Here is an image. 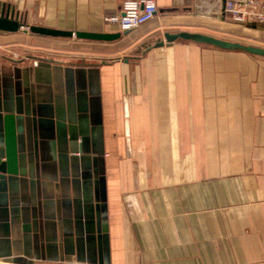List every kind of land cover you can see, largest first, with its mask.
<instances>
[{"label":"crops","instance_id":"obj_1","mask_svg":"<svg viewBox=\"0 0 264 264\" xmlns=\"http://www.w3.org/2000/svg\"><path fill=\"white\" fill-rule=\"evenodd\" d=\"M124 1L0 0L26 27L121 33L102 42L0 32L1 99L16 104L26 90L62 108L66 125L69 111L87 134L97 123L102 153L88 186L99 226L76 235L84 187L62 177L56 146L39 148L54 157L38 176L40 254L22 217L15 227L2 216L0 262L87 264L99 228L107 250L100 257L96 240L95 264H264V58L185 40L154 47L180 32L238 43L225 0H156L151 22L119 32L105 19Z\"/></svg>","mask_w":264,"mask_h":264},{"label":"water","instance_id":"obj_2","mask_svg":"<svg viewBox=\"0 0 264 264\" xmlns=\"http://www.w3.org/2000/svg\"><path fill=\"white\" fill-rule=\"evenodd\" d=\"M22 27H26V25L15 18L13 12L0 8V32L16 33ZM27 28L29 33L39 36L77 38L88 41L111 42L121 36V33H79L36 26ZM177 40L191 41L222 50L242 51L264 58L263 48L220 40L199 33L165 34L164 41L155 44L154 47L160 48ZM78 110L85 111L81 107ZM71 112L69 111L68 125H66L62 108L56 106L54 112H51L45 104L40 102L39 98L30 92L28 94L26 90L24 98L18 99L16 104L7 94L2 99L0 95V217L9 216L12 225L15 227L18 225L20 216L22 217L24 225L23 238L27 245H30L31 242L36 256H39L41 246L39 243L40 226L35 212L37 209L35 202L45 186L38 179V176L45 169V162L54 161V157L49 159V157L45 158L42 154L43 159L39 154V148L45 142H50L57 147V161L62 177L66 176L67 178V174L70 173L73 185L75 186L80 181L85 190L83 198L78 203L75 202L79 217L74 221L72 230L76 232V235H79L78 233H82V231H85V234H93V224L97 223L98 227L100 222V202L98 197L95 200V205L91 202L88 188V186L90 187V163L92 162L97 167L99 156L102 154L98 149L100 144L99 127L97 123L91 122L90 134H87L86 124L82 120L76 126L74 118L70 114ZM90 154L93 155L90 156ZM28 212L31 214V217H29L31 219L27 215L25 216V213ZM94 213H96L95 221L93 219ZM96 240L100 257L107 250L105 230L102 232L98 228L97 237L86 239L88 244L87 264H95ZM62 242L65 243V254H71L73 251L72 236L64 233ZM0 264L29 263L15 258L4 260Z\"/></svg>","mask_w":264,"mask_h":264},{"label":"built area","instance_id":"obj_3","mask_svg":"<svg viewBox=\"0 0 264 264\" xmlns=\"http://www.w3.org/2000/svg\"><path fill=\"white\" fill-rule=\"evenodd\" d=\"M223 13L234 23L264 27V0H225ZM156 14V0H125L119 14L106 18L105 22L117 26L119 32H129L151 22Z\"/></svg>","mask_w":264,"mask_h":264},{"label":"rangeland","instance_id":"obj_4","mask_svg":"<svg viewBox=\"0 0 264 264\" xmlns=\"http://www.w3.org/2000/svg\"><path fill=\"white\" fill-rule=\"evenodd\" d=\"M229 22L231 24H237L231 20H229ZM22 31H25V33H29L28 28L27 30H22ZM235 33L238 35L237 36L238 38L232 39L234 40V42H238L244 45L256 46L264 49V27L256 23L241 24V27L240 28L238 27L235 30ZM100 161H102L101 158L99 159V162Z\"/></svg>","mask_w":264,"mask_h":264}]
</instances>
